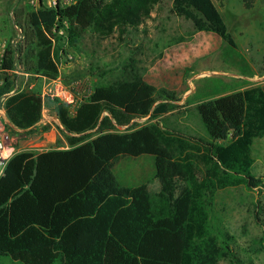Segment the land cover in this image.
Here are the masks:
<instances>
[{
    "label": "trees",
    "instance_id": "obj_1",
    "mask_svg": "<svg viewBox=\"0 0 264 264\" xmlns=\"http://www.w3.org/2000/svg\"><path fill=\"white\" fill-rule=\"evenodd\" d=\"M161 1L77 0L47 7L38 0L27 13L31 41L24 62L33 66L24 65L25 71L56 77L62 40L76 47L87 30L120 42L130 33L146 34L142 27ZM244 3L250 7L252 0ZM171 10L194 31L217 34L227 60L248 71L242 75L253 74L213 0H171ZM59 27L65 35L55 33ZM13 58L6 49L3 70L14 68ZM136 63L130 57L118 78L96 84L73 113L53 101L68 148L19 151L7 159L0 176V258L22 264H219L236 258L233 236L211 223V195L227 187L264 189V178L251 173L252 146L264 137V86L203 88L199 100L220 94L195 107L205 137L156 121L115 132L134 118L154 120L172 108L174 94L143 80ZM4 73L0 98L5 96L7 126H35L42 118L40 97L13 91L15 80ZM93 130L98 135L86 140ZM143 154L154 157L158 190L120 185L112 171L119 157Z\"/></svg>",
    "mask_w": 264,
    "mask_h": 264
},
{
    "label": "rangeland",
    "instance_id": "obj_2",
    "mask_svg": "<svg viewBox=\"0 0 264 264\" xmlns=\"http://www.w3.org/2000/svg\"><path fill=\"white\" fill-rule=\"evenodd\" d=\"M48 1L43 0L47 7H49ZM213 1L235 41L237 52L243 54L253 70H251L252 73L254 72L256 76L254 74L248 78L237 76L247 74L248 71L240 66H233L231 59L227 60L224 56L225 49L222 48V39L219 45L213 41L207 31L197 34L198 31L193 30L189 20L173 13L171 0H162L155 6L152 17L142 27L146 30V34L130 33L125 42L117 40L116 35L99 38L89 30L84 32L76 47L70 46L64 38L61 42L62 47L58 49L57 57H55L58 66L63 67L61 75L67 81L83 79L86 82L87 92L84 93L86 97L83 99L86 101L96 84L112 82L118 78L130 57L137 60L136 65L140 68L143 80L144 78L151 80L149 74L146 75V69L155 59L160 58L161 52L167 50L168 45L181 42L185 47L188 43H193L194 38L202 44H211L213 50L204 56L187 61V63L172 64L169 70L164 72L171 83L170 88H156L165 89L174 94V99L168 100V103L172 104L170 110L154 120L148 116L134 118L131 123L113 130L128 132L134 127L156 121L160 126L179 131L186 136L205 137V131L195 107L198 103L216 98L220 94L199 100L198 96L194 97L192 93H186L187 90L191 88L197 93H202L203 88L210 89L216 84L233 86L234 83L237 86L236 90L247 86H264V0H252L250 7L245 6L244 0ZM37 6L38 0H0V63H2L6 49L13 50V70L21 63L28 69L33 66L31 60L24 62L31 41L27 13ZM57 44L56 41L53 43L55 46ZM198 47L202 45L199 44ZM177 50L178 53L179 51L187 52V49L183 47H178ZM67 54L74 55L75 59L71 62L72 59L68 58ZM152 56L155 58L153 59ZM164 64L163 62L162 67H159L162 68L160 71L164 70ZM191 70L193 72L202 71L197 77L199 79L189 78L192 74ZM4 72L11 78L13 77L14 87L19 88L17 74L12 70H3L1 64L0 83ZM243 80H246V84L241 83ZM151 82L154 83L152 80ZM182 95L184 102L179 104L178 101L182 99ZM4 101L5 96L0 98V108ZM193 101H196L194 105L187 106V103ZM0 123L2 124L1 121ZM3 126L0 130V140L6 146L12 147L14 153L19 151L41 152L69 147L61 126L54 121L49 123L42 120L37 126L27 131L13 130L4 122ZM97 135L98 132L93 130L86 140ZM252 154L255 162L251 173L256 177L264 178V137L254 141ZM112 171L120 185L133 187L145 183L150 190H158L160 187L158 179L154 176L152 155L121 156L115 161ZM177 184L180 185V182ZM178 191L179 188L176 189L175 195ZM211 201V223L233 236L231 245L236 256L233 259L221 260L219 264H264V189L245 186L214 189ZM0 264L22 263L14 261L9 256H3L0 258Z\"/></svg>",
    "mask_w": 264,
    "mask_h": 264
},
{
    "label": "crops",
    "instance_id": "obj_3",
    "mask_svg": "<svg viewBox=\"0 0 264 264\" xmlns=\"http://www.w3.org/2000/svg\"><path fill=\"white\" fill-rule=\"evenodd\" d=\"M199 33H201V31L197 32V34H199ZM207 33H208V35L211 36V38H213L214 42L219 43V45H221V38L217 34H215L213 32H207ZM194 37H196V36H194ZM199 44H201L202 47H198ZM223 46H224V41H223ZM178 47L186 48L187 52L186 51L185 52L184 51H179V53H178V50H177ZM166 49L167 50L161 52L160 58L155 59L156 61L154 60V62L152 64H150L147 67V69H146V75L149 74L150 79L154 83H152L151 80L146 79V78H144V80L147 81L149 84H152L153 86L157 87V88H159V87L170 88L169 85L171 83H170V81L167 80V75L164 72H167L169 70V67L172 64L175 65V63H187V61L195 60V59H197L199 57H202L205 54H207V53H209L210 51L213 50V45H211V44H202L200 41H197V39L194 38L193 43H188L187 46H185V47L180 42L178 44L168 45L166 47ZM68 56L70 57V59H72L71 62L75 59L74 55L68 54ZM150 58H151V56H150ZM152 58L154 59L155 57L152 56ZM163 62L165 63L164 64L165 67L163 68L164 69L163 71H160L162 68H159V67L160 66L162 67ZM59 68H60V72H61L63 67H59ZM21 72L30 73V74L32 73V72L25 71L24 65L22 63L19 64L17 66V68L14 69V73L17 74V76L19 78V83H20L19 86H22L24 84L26 86L24 91H27V92H32L33 91V92L37 93L39 91V87H40V84H41V78H35L34 76H31V75L25 77V76H22V75L19 74ZM201 73H202V71H199V72H193L192 71V74L190 75L189 78L199 79L197 77L199 75H201ZM34 74H37V73H34ZM253 74L255 75L254 72H253ZM237 76H240L242 78H248V76H244V75H237ZM155 81H157V82H155ZM158 83H160V85H158ZM235 84L236 83H234V85ZM29 85L32 86V87H27ZM236 88H237V86H234L232 88V91L236 90ZM188 92L190 94L192 93L194 95V97H197L200 94H202V93H197V91L195 92V90H192L191 88L186 91V93H188ZM181 97H182V99H180L178 101L179 104H182L184 102V96L182 95ZM194 102L196 103V101H193L192 103H189V104L187 103V106L194 105L195 104ZM0 119H2V120H0L2 122V124L0 123V130H2L3 127H4L3 126V122L6 125L9 124L8 119L6 117V114H5L4 104L2 105V108H0ZM42 120L43 121L46 120L49 123H51V121H54V122H57L58 125H60V122H59V120H58V118L56 116L55 110H54L53 101H51V100L46 101L45 108H44V110L42 112V118L40 119L39 122H41ZM39 122L35 126H37L39 124ZM33 127L34 126H32L31 128H33ZM31 128L25 129V131L30 130ZM12 129L16 130V131H23L22 129H17V128H12ZM11 148L12 147L7 146L6 151L7 152L10 151ZM12 150H13V148H12ZM13 154H14V152L11 153V155H13Z\"/></svg>",
    "mask_w": 264,
    "mask_h": 264
},
{
    "label": "built area",
    "instance_id": "obj_4",
    "mask_svg": "<svg viewBox=\"0 0 264 264\" xmlns=\"http://www.w3.org/2000/svg\"><path fill=\"white\" fill-rule=\"evenodd\" d=\"M76 1L77 0H49L48 5L49 7H55L58 3L62 5H70L72 3H75ZM63 23L66 26V22L64 21ZM55 33L65 35L64 28L59 27ZM67 57L70 58L68 54H67ZM62 58H63V55H62ZM59 67L60 66H58L57 64L58 75L54 78H49L42 74H34V73L30 74V73H25V72L19 73L20 75L25 76V77L31 75V76H34L35 78H41V84L39 87V91L37 92V95L41 99L42 112L45 108L46 101L56 100L62 103L65 107H67L70 113H73L76 107L81 102H83L84 101L83 99L86 97L84 95V93L87 92V89L85 87L86 82L83 79H78L75 81H67L65 78L62 77ZM12 71L14 72L13 69ZM25 87L26 86L23 84L19 88L14 87L13 91L15 90L24 91ZM27 87H32V86L29 85ZM6 148L7 146L4 144L2 140H0V176L3 172L7 159L10 157L11 153H13V150L11 148L10 151L3 154V151H5Z\"/></svg>",
    "mask_w": 264,
    "mask_h": 264
},
{
    "label": "bare ground",
    "instance_id": "obj_5",
    "mask_svg": "<svg viewBox=\"0 0 264 264\" xmlns=\"http://www.w3.org/2000/svg\"><path fill=\"white\" fill-rule=\"evenodd\" d=\"M5 153H7V151L5 150V151H3V154H5Z\"/></svg>",
    "mask_w": 264,
    "mask_h": 264
}]
</instances>
